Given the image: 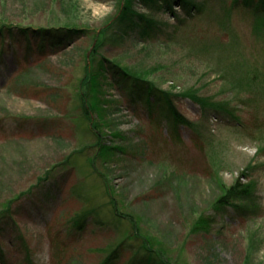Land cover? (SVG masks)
Returning a JSON list of instances; mask_svg holds the SVG:
<instances>
[{"label":"rangeland","instance_id":"1","mask_svg":"<svg viewBox=\"0 0 264 264\" xmlns=\"http://www.w3.org/2000/svg\"><path fill=\"white\" fill-rule=\"evenodd\" d=\"M189 1L202 11L174 4L177 23L167 0L116 21L124 0H0L16 36L77 28L44 54L0 43V264H264V18ZM97 42L102 149L81 98Z\"/></svg>","mask_w":264,"mask_h":264},{"label":"trees","instance_id":"2","mask_svg":"<svg viewBox=\"0 0 264 264\" xmlns=\"http://www.w3.org/2000/svg\"><path fill=\"white\" fill-rule=\"evenodd\" d=\"M128 0H124V3L122 4L121 8L119 9V13L116 15L115 17V21L119 18H121L127 8H128ZM174 2V3H173ZM167 4H168V9L171 12V14H173L174 17H177V23L183 21L182 17L180 16V14H178L177 11H175V7L174 4H177L176 6L178 7V9H181L184 11V13L186 14V17L190 18L192 15H194L195 13H199L202 10H200V7L198 6V4H196L193 1H189V0H171L168 1L167 0ZM238 4H243L240 5V7H245L248 10H250L254 16H263L264 18V0H235L234 4L231 8H235L234 6H237ZM231 6V5H230ZM157 7L160 9L161 5H157ZM230 9V7H229ZM9 26V27H8ZM13 30H15V28H12V26L7 25L4 29L0 28V43H5V42H11V45H14L15 43L18 42H28L29 47H26L28 50V55L29 54H44L47 51L53 50V49H57L58 47L61 48L63 46L66 45V43L70 42L71 39H73L75 37V30H77V28L75 27H61L59 26V28H50V29H41L39 28L38 30L35 29H19V31H15L18 32L19 34H21V36H16L13 34ZM81 29H79V31L76 32H81ZM103 30L102 35L104 33ZM176 29L172 32V37L175 34ZM34 35V36H33ZM31 36L33 38H31ZM9 38V39H8ZM94 39L95 40H99V37L97 38V35H94ZM9 40V41H8ZM33 41L37 42V47L33 48L31 46V43ZM94 46H92V50L90 53V56H87L86 59V77L82 82V89H81V98L84 102L85 105V110L87 112V114L90 116L91 118V123H92V127H90V130L94 132V134L98 137H100L98 146H103L102 140H101V126L98 124V120L95 119L93 112V106L91 103V97L89 95V90H90V85H91V80L93 78V54L97 51L100 43L97 42L96 44L93 43ZM27 55V54H26ZM109 63L111 64V66H113L114 68V74L118 75L116 77H119V80H121L123 86L130 88V90H132V86L133 83H138L139 77H137V75H134L131 71H129L127 68L123 67V65H121V63L119 62H115L114 60H109ZM136 81V82H135ZM132 92V91H130ZM171 114V116H173L175 119L178 120H182V116L177 113L176 111L171 110L169 112ZM97 132V133H96ZM93 161V160H92ZM93 166L95 167L96 161L94 160L93 162ZM101 173V172H100ZM102 178H104V175L99 174ZM222 200V199H221ZM13 200L11 202H9L8 205H12L13 204ZM12 208V206H10L7 211H10ZM117 208V207H116ZM89 210H86L82 213L85 214H79L76 218H75V222L74 225L79 226L80 229H83L84 227H86L88 220L91 219L92 215L90 212H88ZM4 211L0 212V224L6 219L4 217ZM6 214V213H5ZM123 217V216H122ZM135 229L136 232L135 234L138 235V233L140 234V230L137 224H135ZM2 252V249H0ZM160 252V251H159ZM158 252V253H159ZM148 255V254H145ZM111 257H109L110 259ZM108 259V260H109ZM148 259V258H145ZM115 260V259H114ZM149 260L144 261V260H139L136 259V263L138 264L139 262L141 264H149ZM165 264H169L168 261H163Z\"/></svg>","mask_w":264,"mask_h":264}]
</instances>
